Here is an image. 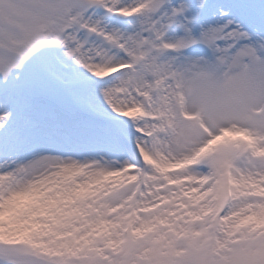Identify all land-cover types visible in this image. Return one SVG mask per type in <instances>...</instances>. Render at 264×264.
<instances>
[{
	"label": "snow or ice",
	"instance_id": "obj_1",
	"mask_svg": "<svg viewBox=\"0 0 264 264\" xmlns=\"http://www.w3.org/2000/svg\"><path fill=\"white\" fill-rule=\"evenodd\" d=\"M0 264H264V0H0Z\"/></svg>",
	"mask_w": 264,
	"mask_h": 264
}]
</instances>
